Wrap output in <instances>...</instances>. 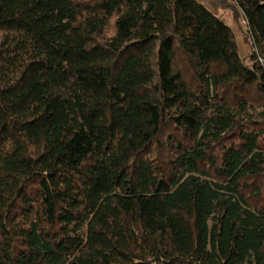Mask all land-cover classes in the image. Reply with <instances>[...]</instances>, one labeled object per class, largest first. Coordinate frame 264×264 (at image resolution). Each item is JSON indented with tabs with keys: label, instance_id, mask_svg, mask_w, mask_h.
<instances>
[{
	"label": "trees",
	"instance_id": "16d2710c",
	"mask_svg": "<svg viewBox=\"0 0 264 264\" xmlns=\"http://www.w3.org/2000/svg\"><path fill=\"white\" fill-rule=\"evenodd\" d=\"M0 0V264H264V0ZM222 15V14H221Z\"/></svg>",
	"mask_w": 264,
	"mask_h": 264
},
{
	"label": "rangeland",
	"instance_id": "374dc122",
	"mask_svg": "<svg viewBox=\"0 0 264 264\" xmlns=\"http://www.w3.org/2000/svg\"><path fill=\"white\" fill-rule=\"evenodd\" d=\"M210 10L217 16H222L226 22H228V24H230V26L232 27L234 33H235V37H236V42H237V48H238V54L241 57H246L248 55L249 52V43L246 40V27H245V23L244 21L241 20V16H240V27L241 30L235 25L234 20L232 18L231 15V11L230 10H224L221 13V10L219 9V7L216 5L215 2H210L208 4ZM222 14V15H221Z\"/></svg>",
	"mask_w": 264,
	"mask_h": 264
},
{
	"label": "water",
	"instance_id": "95a60500",
	"mask_svg": "<svg viewBox=\"0 0 264 264\" xmlns=\"http://www.w3.org/2000/svg\"><path fill=\"white\" fill-rule=\"evenodd\" d=\"M197 1H199L202 5H204L209 10H210V8H209L208 4L210 2H215L216 5L221 10V13L224 10H230L235 25L241 30L240 21H239L240 16H241V12H240L237 4L233 0H197ZM245 38L248 41L249 38H248V35L247 34H246V37ZM248 43H249V41H248Z\"/></svg>",
	"mask_w": 264,
	"mask_h": 264
}]
</instances>
